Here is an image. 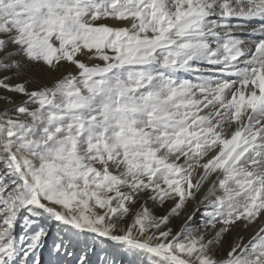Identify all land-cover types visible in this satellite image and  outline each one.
Here are the masks:
<instances>
[{
	"label": "snow or ice",
	"instance_id": "snow-or-ice-1",
	"mask_svg": "<svg viewBox=\"0 0 264 264\" xmlns=\"http://www.w3.org/2000/svg\"><path fill=\"white\" fill-rule=\"evenodd\" d=\"M41 218L264 264V0H0V264H40Z\"/></svg>",
	"mask_w": 264,
	"mask_h": 264
},
{
	"label": "rangeland",
	"instance_id": "rangeland-1",
	"mask_svg": "<svg viewBox=\"0 0 264 264\" xmlns=\"http://www.w3.org/2000/svg\"><path fill=\"white\" fill-rule=\"evenodd\" d=\"M151 207V205H150ZM163 213V209H158ZM198 214L196 219H201ZM180 220L173 221V227L178 228ZM22 224V221H21ZM37 230L43 228L45 236L41 246L36 250L33 260L39 259L40 264H79V258L86 256L88 264H154L153 258L140 253H134L121 245H117L106 238H96L92 235L80 236L78 239L73 235L71 239L67 238V234L62 230V226L54 222L46 221L43 218L37 222ZM257 228V227H256ZM252 227L244 228L240 225L234 228L230 235H227V242L233 241L237 237H243L245 240L252 236ZM32 234L30 230L18 227L16 230L17 248L26 246L24 241ZM23 237V240H21ZM63 239L64 248L57 253L55 244Z\"/></svg>",
	"mask_w": 264,
	"mask_h": 264
},
{
	"label": "bare ground",
	"instance_id": "bare-ground-1",
	"mask_svg": "<svg viewBox=\"0 0 264 264\" xmlns=\"http://www.w3.org/2000/svg\"><path fill=\"white\" fill-rule=\"evenodd\" d=\"M50 222H54L55 224H58L57 222L55 221H50ZM59 225V224H58ZM258 227V226H256ZM256 227H252L251 231H252V235L254 234V232L256 231Z\"/></svg>",
	"mask_w": 264,
	"mask_h": 264
}]
</instances>
